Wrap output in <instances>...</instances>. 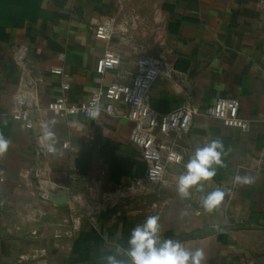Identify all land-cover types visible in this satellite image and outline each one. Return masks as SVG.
<instances>
[{
  "label": "crops",
  "instance_id": "obj_1",
  "mask_svg": "<svg viewBox=\"0 0 264 264\" xmlns=\"http://www.w3.org/2000/svg\"><path fill=\"white\" fill-rule=\"evenodd\" d=\"M29 1L21 27L0 21V132L12 142L0 158V264H100L149 215L160 216L164 238L200 249L201 264H264V0ZM114 19L118 34L110 43L97 39L96 26ZM18 47L39 79L31 117L55 121L51 155L38 156L36 131L10 117L23 76ZM109 47L121 65L99 74ZM142 55L164 64L150 92L155 110L169 113L188 98L198 109L179 141L184 164L196 146L223 141L227 167L205 182L206 191L226 192L217 211L205 212L196 192L180 199L184 164L171 166L163 185L136 184L146 165L130 141L126 105L96 119L47 109L63 93L53 67L70 78L69 101L83 104L114 82L131 85ZM220 98L239 101V115L253 122L249 132L206 114ZM237 174L254 182L234 184Z\"/></svg>",
  "mask_w": 264,
  "mask_h": 264
},
{
  "label": "built area",
  "instance_id": "obj_2",
  "mask_svg": "<svg viewBox=\"0 0 264 264\" xmlns=\"http://www.w3.org/2000/svg\"><path fill=\"white\" fill-rule=\"evenodd\" d=\"M119 30L115 19L111 23H102L96 26L94 35L97 39L110 43ZM15 58L22 69V80L18 93L15 96V104L11 110L12 120L19 121L28 130L36 131V154L51 155L43 147L42 124L31 117L32 107H38L37 82L31 70L26 65V49L18 47L15 50ZM121 65V54L109 47L96 66L99 74H105L109 70L117 69ZM163 61L149 55H142L137 60L136 71L131 85L114 82L106 90H98L83 104L71 103L65 92L69 90V76L62 68L53 67L51 72L60 75L64 80L62 95L51 101L47 109L60 117L82 115L86 119H96L91 111L99 108L102 112L117 115L118 104L128 107L123 117L133 122L130 141L140 148L146 170L143 178L136 179V184L142 186L145 181L151 185H163L169 174L171 166L183 165L185 155L179 150V141L184 133H187L193 124V119L198 115V109L191 98L186 99L180 106L169 113H161L155 110L150 103V92L163 71ZM206 114L212 118L221 120L224 125L234 127L242 132H249L253 122L239 115V101L234 98H220L207 109ZM262 120L264 121V105L262 108ZM65 149H72L69 142L63 143ZM175 155H180L183 160L175 162Z\"/></svg>",
  "mask_w": 264,
  "mask_h": 264
},
{
  "label": "clouds",
  "instance_id": "obj_3",
  "mask_svg": "<svg viewBox=\"0 0 264 264\" xmlns=\"http://www.w3.org/2000/svg\"><path fill=\"white\" fill-rule=\"evenodd\" d=\"M93 117L99 116V108L91 111ZM55 121L50 122L54 124ZM6 124V122H5ZM49 123L42 125L44 143L42 147L48 153H56L55 134ZM11 140L0 132V158L4 157L11 146ZM223 141L212 139L194 148L192 155L184 164V171L176 179V192L181 200L190 199L193 192L199 193V204L207 213L220 209L226 192L217 187L206 191L205 182L211 181L218 168H226ZM183 157L175 155V162L180 163ZM254 182L248 175H235L234 184L247 185ZM114 255H107L100 264H201L204 256L200 249H190L176 239L162 236V225L159 215H149L136 225L124 244H118ZM121 257H126L122 259Z\"/></svg>",
  "mask_w": 264,
  "mask_h": 264
},
{
  "label": "trees",
  "instance_id": "obj_4",
  "mask_svg": "<svg viewBox=\"0 0 264 264\" xmlns=\"http://www.w3.org/2000/svg\"><path fill=\"white\" fill-rule=\"evenodd\" d=\"M29 0H0V21L21 27L30 18Z\"/></svg>",
  "mask_w": 264,
  "mask_h": 264
}]
</instances>
